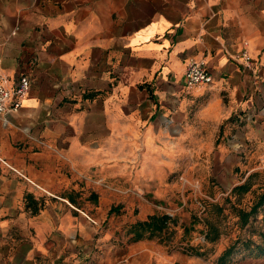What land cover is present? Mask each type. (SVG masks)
Wrapping results in <instances>:
<instances>
[{"label": "crops", "instance_id": "0c3cea01", "mask_svg": "<svg viewBox=\"0 0 264 264\" xmlns=\"http://www.w3.org/2000/svg\"><path fill=\"white\" fill-rule=\"evenodd\" d=\"M0 56L31 79L0 118V264H217L96 216L181 171L224 187L218 160L232 188L264 168V0H0ZM191 59L212 83L186 88Z\"/></svg>", "mask_w": 264, "mask_h": 264}, {"label": "rangeland", "instance_id": "374dc122", "mask_svg": "<svg viewBox=\"0 0 264 264\" xmlns=\"http://www.w3.org/2000/svg\"><path fill=\"white\" fill-rule=\"evenodd\" d=\"M210 154L213 165L215 151H191L193 166L207 162ZM181 158L183 160V153ZM215 164L212 172L224 180V187L209 180L208 169L200 167L188 177L183 176L181 171L175 177L171 176L168 182L160 183L159 197L112 199L116 210L112 214L96 217L127 232L138 220L155 213H167L177 219V224H172L168 231L159 235L161 240L176 245L185 244L182 246L189 253L196 255L200 252L211 262H217L227 249L232 248L227 264H264V204L249 217L247 223L243 218V213H249L264 193V168L248 178L240 174L239 184L232 188L233 176L228 174L231 166L220 160ZM243 185L247 190L246 187L239 189ZM101 201L102 206H109L111 202ZM209 222L220 233L213 243L206 241ZM159 236L155 240H159Z\"/></svg>", "mask_w": 264, "mask_h": 264}, {"label": "built area", "instance_id": "2783aa9c", "mask_svg": "<svg viewBox=\"0 0 264 264\" xmlns=\"http://www.w3.org/2000/svg\"><path fill=\"white\" fill-rule=\"evenodd\" d=\"M247 46V44H245ZM247 69L254 68V61L245 48L239 57ZM214 80L213 71L206 59H191L188 63L184 82L187 89L210 84ZM31 89V79L27 75L21 76L13 86L8 85V78L4 74L2 58L0 56V118L18 112L23 106Z\"/></svg>", "mask_w": 264, "mask_h": 264}, {"label": "trees", "instance_id": "16d2710c", "mask_svg": "<svg viewBox=\"0 0 264 264\" xmlns=\"http://www.w3.org/2000/svg\"><path fill=\"white\" fill-rule=\"evenodd\" d=\"M246 186L243 185L239 189H244ZM247 190V187L245 188ZM264 204V193L261 195L259 202L252 208L249 213H243L244 223L248 222L250 216L254 215L261 205ZM177 224V219L173 218L167 213L163 214H151L144 220H138L133 223L129 230L127 231V236L132 241H139L144 239L154 240L158 239L157 237L166 231H168L171 225ZM220 236L219 231L215 228L212 222L208 223V231L206 232V241L213 243ZM160 237V236H159ZM163 244H168L167 240H158ZM192 250L194 248H191ZM232 248L227 249L218 259L217 264H227L230 256L232 254ZM196 255H201L200 252H196Z\"/></svg>", "mask_w": 264, "mask_h": 264}]
</instances>
